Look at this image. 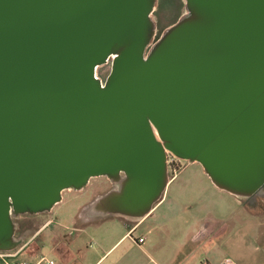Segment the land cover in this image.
Segmentation results:
<instances>
[{
    "label": "water",
    "instance_id": "water-1",
    "mask_svg": "<svg viewBox=\"0 0 264 264\" xmlns=\"http://www.w3.org/2000/svg\"><path fill=\"white\" fill-rule=\"evenodd\" d=\"M156 1L0 0V251L21 242L19 215L95 176L113 186L90 219L142 217L168 154L264 193V0H184L155 39Z\"/></svg>",
    "mask_w": 264,
    "mask_h": 264
},
{
    "label": "crops",
    "instance_id": "crops-1",
    "mask_svg": "<svg viewBox=\"0 0 264 264\" xmlns=\"http://www.w3.org/2000/svg\"><path fill=\"white\" fill-rule=\"evenodd\" d=\"M183 167L170 174L163 196L142 217L108 215L104 226H94L95 249L85 248L96 256L92 264L108 257L105 264H216L225 257L264 264V193L246 198L228 192L229 204L218 208L201 189L188 187L196 186L192 179H178Z\"/></svg>",
    "mask_w": 264,
    "mask_h": 264
},
{
    "label": "rangeland",
    "instance_id": "rangeland-1",
    "mask_svg": "<svg viewBox=\"0 0 264 264\" xmlns=\"http://www.w3.org/2000/svg\"><path fill=\"white\" fill-rule=\"evenodd\" d=\"M184 12V0H157L152 13L156 24L155 39ZM110 67L111 62L98 66L96 69L97 76L104 81ZM176 161L174 162L176 168H174V171L169 169V174L177 173L180 167L184 166L178 174V179L183 177L192 179L196 182V186L191 184L188 187L201 189L202 195L216 202L218 208L222 204H229V193L218 189L209 181V178L201 173L200 165L197 163L190 164L182 159H176ZM112 186L106 176H95L90 178L88 184L82 190H64L62 200L55 204L51 211L19 215L15 219L17 222L15 237H21L22 240L14 249L1 252L14 254L15 256L9 258L10 261L33 260L40 256H48L54 258L57 264H92L96 256L86 252L85 248L95 249L92 229L100 222H102V226L106 223L101 221L102 218L85 220L82 217L83 209L88 203L87 201H91ZM223 196L225 198H222ZM222 213L221 211L218 212V214ZM74 228H77V231ZM79 228H82V230H79ZM113 237L114 235L110 237L109 241ZM125 243L122 242L118 249L122 248ZM109 259L110 257L106 258L101 264H105Z\"/></svg>",
    "mask_w": 264,
    "mask_h": 264
},
{
    "label": "built area",
    "instance_id": "built-area-1",
    "mask_svg": "<svg viewBox=\"0 0 264 264\" xmlns=\"http://www.w3.org/2000/svg\"><path fill=\"white\" fill-rule=\"evenodd\" d=\"M107 62H111L110 58H108ZM176 159H178V158H176L175 156H173L171 154H168L167 163H168L169 169H172V171H174V168H176V166H174V162L176 161ZM172 165H173V167H172ZM176 165H177V163H176ZM136 241L142 242L143 237L137 238ZM11 256H15V255L11 254V253H4V252L0 251V264H57V261L54 258L48 257V256H40L39 258L33 259V260H22V259H20V260L10 261L9 258ZM216 264H236V262L230 257H225L224 259L217 262Z\"/></svg>",
    "mask_w": 264,
    "mask_h": 264
},
{
    "label": "bare ground",
    "instance_id": "bare-ground-1",
    "mask_svg": "<svg viewBox=\"0 0 264 264\" xmlns=\"http://www.w3.org/2000/svg\"><path fill=\"white\" fill-rule=\"evenodd\" d=\"M82 214H83L82 217H83L85 220H89V219H90V217H88L89 215L87 214V212H84V211H83Z\"/></svg>",
    "mask_w": 264,
    "mask_h": 264
},
{
    "label": "flooded vegetation",
    "instance_id": "flooded-vegetation-1",
    "mask_svg": "<svg viewBox=\"0 0 264 264\" xmlns=\"http://www.w3.org/2000/svg\"><path fill=\"white\" fill-rule=\"evenodd\" d=\"M170 175V174H169ZM113 185V184H112ZM110 189V188H109Z\"/></svg>",
    "mask_w": 264,
    "mask_h": 264
}]
</instances>
